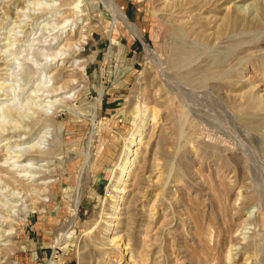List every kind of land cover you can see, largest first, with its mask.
<instances>
[{"label":"rangeland","instance_id":"374dc122","mask_svg":"<svg viewBox=\"0 0 264 264\" xmlns=\"http://www.w3.org/2000/svg\"><path fill=\"white\" fill-rule=\"evenodd\" d=\"M30 1L0 0V59L21 53L22 75L6 80L11 120L38 106L44 69L82 76L56 95L69 108L47 109L54 152L35 181L51 180L38 209L2 172L0 213L16 214L1 225L0 264H264V0H115L135 28L107 0H72L62 38L76 19L88 35L73 60L53 61L44 52L60 14L26 41L35 23L15 12Z\"/></svg>","mask_w":264,"mask_h":264},{"label":"bare ground","instance_id":"6f19581e","mask_svg":"<svg viewBox=\"0 0 264 264\" xmlns=\"http://www.w3.org/2000/svg\"><path fill=\"white\" fill-rule=\"evenodd\" d=\"M17 2H20V1H17ZM107 2H108L109 7L112 9L115 18H120L121 20L125 21L130 27L135 28V25L133 24V22L129 19V17L125 13V11L118 5V3L115 0H107ZM72 3H73L72 0H44V1L43 0H31L28 4L26 3L27 5L25 7L24 6L19 7L17 9V12H15L17 15L16 16L17 19H19L18 21L21 20V22H22V20H24V22H26L25 18L30 17L31 22H33V24L35 23L33 26H31V31H29V33L27 34V37H28L27 40L25 39L26 41H29V42L31 41L32 43H33V41L35 42V40H33L34 38H29V36L34 35L35 33L39 32L38 30H40L41 28H45V29L50 28V30H51L50 26H54V24L52 23V20L54 19V18L52 19L53 15L58 16V14H60L58 16V19H60V20L57 19V21H55L56 26H54L55 28L58 27L59 30L56 31V33H54L55 30H53L54 36L51 39L53 40L54 45L52 44V40H51L50 44L53 46H51V48L49 47V49H53V51H52V53L48 52V50H46L44 52L46 58L52 57L51 61H53L56 58H58V59L63 58L64 59V57H67L68 55L70 57H72V60H73L74 57L72 55L76 54V52H78L79 49L81 50V48L84 47V42H85V39L87 38L86 36L88 35V30H89L90 25H88L87 22L86 23L83 22V20L82 21H80V19L74 20L72 22V25H71L73 30H72V32H69V34L71 33V36L67 37V35H65L64 38H62L63 34L66 32V29H64L63 27L66 26L65 24L69 20H71V19H69L70 18L69 17L70 16L69 10L71 9ZM13 4L15 5V8L18 7V4H16L15 1L13 2ZM73 7H74V5H73ZM26 10H28V11H26ZM27 12H30V13H27ZM17 19H15V20L17 21ZM54 20H56V19H54ZM18 24L20 26L22 25L21 23H18ZM24 24L25 23H23V25ZM16 25L14 26V28L16 27ZM19 25H17V26L20 28ZM46 25H49V26H46ZM54 27H53V29H55ZM21 30H19V31H21ZM24 32L26 33L25 30H24ZM74 32H75V34H73ZM41 34H43V31ZM36 36H37V34H35V37ZM47 37H48V35H47ZM15 38H16V35H15ZM19 38H17V39H19ZM16 40H14V41H16ZM20 42H21V40H20ZM29 42H27L28 44L26 43V45L30 47L32 44ZM11 44H13V43H11ZM59 44H61V46H59ZM6 46H7V44H6ZM76 47H78L79 49H77ZM179 47H181L178 50L179 54L183 55V57L184 56L186 57L188 52H190L191 48L190 47L188 48L184 45L179 46ZM10 49L11 48H9V50ZM28 49L34 50V48H32V49L28 48ZM17 51H14L11 53V57H12L11 62H9V61L4 62L0 59L3 62L2 65L4 66L1 69L7 70V72H6L7 77H4L3 80H0V107H2V108L6 107V109L0 113V137H5V139H7V143H10L11 149H10V152L8 153L10 155V157H6V158H12V160H11L12 161L11 162L12 167L11 168L6 169L4 163H2V162L0 163V185H1V182L7 180V179L4 180V176H3L2 172L11 173V178L14 179L17 183H19V185H21L23 188H25L26 192L24 193V196H27L29 194L28 192H31L30 200L32 203L31 204L32 209H38L36 204L40 203L38 201L42 200L40 198V195L47 193V187L51 183V180L45 179V180H43V182H40L37 184L35 183V181L38 179L39 173H42L44 175V172L46 171V169H44V168H46V166L48 165V163H47L49 160L48 155L51 154L52 152H54L53 149L50 150V149L46 148L47 147L46 143L49 140L50 134L52 133L51 128H50L51 125L47 124V121L52 119V116L47 112V109L56 107L57 108L56 112H57L58 107H60V106H62L64 108L65 107L69 108V106H68L69 102H70L69 98L65 97V95H64V97H58L56 95H59V93H61L62 91H65V90L67 91L68 88H74L76 86L75 85L76 80L78 79L79 76H82V71L79 69V66L73 67L70 69V68H68L69 65L68 66L66 65L63 68H60V66H59L55 70H53L52 72H49L47 69H44L43 73H42V78L38 79V86H35V88L32 90L34 93L33 95L35 97H40V99H37L35 101V103H37L36 105H38V106L34 107L33 112L29 116V119H24L23 116L20 117L21 115H18L19 117H17V115H16V118L12 117L14 119V122H13L11 120V116L13 115V113L10 110L12 108L9 106L11 102L9 101L10 103H7L10 98L5 97V96H8V94H9L8 93L9 90L7 89L9 84L6 83L7 82L6 80H10V78H12L9 76L14 75V77H17V75H15V74H18V73H16L17 67L15 66V62H17V60H19L18 53H20V52H17ZM40 51H41V49H40ZM25 53H28V52H25ZM42 54H43V52H42ZM65 54H68V55H65ZM30 56H31V58H33V56L31 54H30ZM28 58H30V57H28ZM7 59L8 58L6 57V60ZM34 59H35V57L32 59V61ZM29 60L31 61V59H29ZM27 61H28V59H27ZM21 62H22V59H21ZM33 62H35V61H33ZM19 63L20 62H18V64ZM20 64L18 65L19 69H20V67L21 68L23 67ZM23 64H24V62H23ZM27 69H29V68H27ZM27 69L24 71L25 73H27ZM61 70H64V71H61ZM67 70H70V71H67ZM85 70H86V68H85ZM65 71H67V74ZM18 72H20V71H18ZM20 75H22V74H20ZM27 77H29V76H27ZM40 77H41V74H40ZM49 77H51V80H53L51 85H48L49 82L51 81V80L50 81L48 80ZM26 78H25V80H27ZM14 79H17V78H14ZM23 79H24V77H23ZM201 79H202V77H201ZM30 81H31V79H30ZM36 81H37V79H36ZM10 85H11V82H10ZM14 85L15 84L11 85L12 86L11 88H13V90L15 89ZM41 90H43L42 92H44V93L46 92V96L44 95L45 96L44 98H42L44 93L43 94L39 93V91H41ZM11 97H12V95H11ZM255 98H258V97H255ZM11 100L13 101V99H11ZM15 102H17V101H15ZM259 104H260L259 106H264V103L262 101H259ZM20 109H22V108H20ZM8 110L10 112H8ZM31 110H32V108H31ZM28 113L30 114V111L29 112L27 111L26 115H28ZM6 114H7V116L10 117V120L12 121L11 123H9L10 120H8L9 118L7 119ZM15 114H16V110H15ZM17 114H19V112H17ZM3 117H5V118H3ZM142 133H143V130H142L140 135H142ZM0 139H2V138H0ZM136 139L139 142L141 140H143L141 136H139ZM132 152L135 155H137L136 149L133 150ZM6 158H1V159L4 161V160H6ZM44 161H46V162H44ZM133 161H134V158H131V163L129 165H131L133 163ZM41 165H42V167L40 168ZM127 168H129V166ZM10 169H13V171H11ZM123 173H125L126 175L129 174V172H127L126 170H123ZM125 174H123V175H125ZM42 176H40V177L42 178ZM123 183H124L123 185H127V180L126 181L124 180ZM33 186H34V188H33ZM26 188H28V190ZM119 191H125V187L121 188ZM15 203L13 204V206L19 205V204H15ZM77 203H78V200L76 201V206H77ZM3 207L4 206H2L0 204V208L2 209ZM9 207L11 209L9 210V212L7 214V216H8L7 218H4L5 215L3 216V214L0 213V249H4V247H6V246L8 247V245H10L9 243H2L4 240H6L3 237H5V235L9 234V231L4 230L3 227H1V225L4 224V222L8 223L10 221V218L12 215L16 214V210H12V206H9ZM254 213H255V210H252L250 215L252 216ZM117 218H119V217H117Z\"/></svg>","mask_w":264,"mask_h":264}]
</instances>
